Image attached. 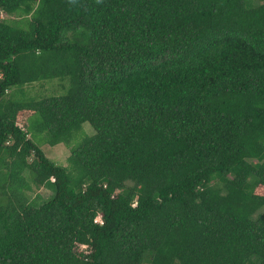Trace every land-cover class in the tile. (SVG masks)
<instances>
[{
    "label": "trees",
    "instance_id": "obj_1",
    "mask_svg": "<svg viewBox=\"0 0 264 264\" xmlns=\"http://www.w3.org/2000/svg\"><path fill=\"white\" fill-rule=\"evenodd\" d=\"M0 264H264V0H0Z\"/></svg>",
    "mask_w": 264,
    "mask_h": 264
},
{
    "label": "rangeland",
    "instance_id": "obj_2",
    "mask_svg": "<svg viewBox=\"0 0 264 264\" xmlns=\"http://www.w3.org/2000/svg\"><path fill=\"white\" fill-rule=\"evenodd\" d=\"M258 2V0H257ZM61 79H48L40 82H36L32 85L26 87L28 92L25 95L30 99H42L47 96H58L64 95L68 92L70 88L69 80H67V84L61 82ZM19 125L22 128H25V123L20 122ZM84 129L88 135H93L95 133L94 129L89 123L84 124ZM31 137L33 140L44 150L49 158L55 161L57 164L68 167L69 161L68 158L71 154V150L65 144H58L56 146H50L46 143V134L45 133H37L34 131H30ZM80 135H84L83 133L78 135V139L74 140V145L77 144L78 140H80ZM42 195L45 199H49L51 196L50 190L42 192ZM100 219V218H98Z\"/></svg>",
    "mask_w": 264,
    "mask_h": 264
},
{
    "label": "clouds",
    "instance_id": "obj_3",
    "mask_svg": "<svg viewBox=\"0 0 264 264\" xmlns=\"http://www.w3.org/2000/svg\"><path fill=\"white\" fill-rule=\"evenodd\" d=\"M98 218H100V219H97V220L100 221L101 220V216H99Z\"/></svg>",
    "mask_w": 264,
    "mask_h": 264
}]
</instances>
